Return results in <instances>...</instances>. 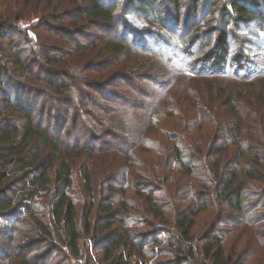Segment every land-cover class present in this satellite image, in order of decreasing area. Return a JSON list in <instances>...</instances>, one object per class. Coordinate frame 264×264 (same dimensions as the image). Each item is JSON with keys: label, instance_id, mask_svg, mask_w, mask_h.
Here are the masks:
<instances>
[{"label": "rangeland", "instance_id": "rangeland-1", "mask_svg": "<svg viewBox=\"0 0 264 264\" xmlns=\"http://www.w3.org/2000/svg\"><path fill=\"white\" fill-rule=\"evenodd\" d=\"M234 1L152 0L144 7L141 0H101L116 8L114 21L105 22L90 17L87 0H0V23L6 27L0 37L2 55L9 62L19 57L25 64L14 77H5L6 89L35 88L36 93L23 99L34 124L67 148L73 169L67 194L78 212L81 251L76 258L59 237L52 213L60 158L51 166L64 154L35 138L11 169L35 163L15 173L6 184L10 190L0 196L11 203L9 210H0V264H108L118 255L120 264H178L176 247L186 244L178 219L198 205L204 209L194 218L191 235L201 253L192 264H203L202 237L214 232L234 261L264 264V183L245 175L260 170L250 157L264 155L254 149L252 137L264 131V92L252 80L234 87L244 101L245 116L256 121L246 119L240 127L244 133L229 136V143L238 144L229 145L221 175L215 176V147L222 143L217 130L223 125L216 130L202 121L192 95L200 94L202 103L210 91L220 90L223 80L202 76L188 81L179 73L186 65L208 62L222 29L228 30L230 42L226 73L241 66L244 72L264 73V0L248 4L250 14L240 13ZM109 40L127 42L134 54L106 53ZM101 63L109 68L103 71ZM51 82L72 87L60 95ZM50 105L60 109L48 111ZM211 106L219 107L218 101ZM24 123L20 112L0 113V126L8 131ZM13 140L17 143L20 135ZM176 145L184 166L175 160ZM88 164L90 188L81 175ZM187 166L193 167L191 175ZM45 170L51 178L46 186L37 182ZM230 171H238L245 182L241 208L219 195L221 178ZM138 190L153 195L161 216L149 210Z\"/></svg>", "mask_w": 264, "mask_h": 264}, {"label": "trees", "instance_id": "trees-1", "mask_svg": "<svg viewBox=\"0 0 264 264\" xmlns=\"http://www.w3.org/2000/svg\"><path fill=\"white\" fill-rule=\"evenodd\" d=\"M89 4L91 5V10L89 11L90 17L94 19H100L105 22H111L114 21V13L116 8L112 5H106L101 2V0H87ZM144 1L147 5H144V7H148V4L152 3V0H141ZM234 5L236 6V9L240 11V13L250 14L252 13L251 8L248 6V4L252 6L260 5V0H235ZM264 17V15H262ZM6 27L4 24L0 23V37L4 34ZM3 39V37H2ZM106 43V53L113 51V53L118 54L122 52H126L129 54V56H132L134 54V49L130 44L127 42H123L122 40H109L105 41ZM230 53V42H229V32L227 29H222L218 32L217 41L215 45L209 50L208 52V62H205L203 66L199 67L198 65L194 67L192 66H185V70H181L179 73L184 75L182 79L188 80L191 79V81H195L198 78L202 79L205 78V80L208 81H220L221 82V88L218 90L217 93H213V91H210L209 95L204 98L202 103H199L198 101L202 100L200 99V94L195 93L192 95L195 100L189 97V100L194 101V106H198L200 109L199 117L202 121L206 123H210L211 125L216 128V130L223 125L220 130H217L218 136L221 138L222 143L215 147V154L216 157L215 161L213 162V171L215 176L221 175V172L219 171L220 163L222 157L227 152V149L230 144H235L238 142H235L234 140L232 142H228L229 136L233 135L238 136L244 131L243 128H240L242 124L245 123L246 119L249 120V124H252L253 121H256L252 118H247L245 116L244 109V101H242V96H239L236 94L235 86L243 80H252V85L258 86L262 92H264V73L259 72L258 74L252 73V72H244V67H237L236 69H232L231 72H228L231 74V76H228L229 74L226 73V69L223 67V63L227 60V57ZM237 61V60H236ZM107 63V62H106ZM200 64V63H198ZM24 63L21 60V58L16 57V59L13 62H9V60H5L4 56L2 55V50L0 48V89H2V98H0V101L3 104V109L0 113H8V112H20L25 117V123L21 128H16L14 130L8 131L4 128V126H0V146L3 145L6 142H11L9 144L7 150H0V196H3L7 193V191L10 190L6 184L8 181L13 177L15 173H22L26 169H28L29 165H33L35 163V160L32 163L29 164H22L16 168V170L11 169L15 164L19 162V160L23 159L26 156V152L33 142L35 138H40L44 141L45 145L47 147H50L53 152H59L63 156H58L54 159L52 162L51 168H53L54 162H56L59 158L60 161L56 168V190H57V200L54 202L52 213L55 220V223L57 227L59 228V237L68 245L69 249L71 250L72 254L77 258L79 257L81 251H80V245L78 243V240L80 238L79 230H78V212L73 204V202L70 199V196L67 194V190L70 189L73 185V169L71 163L67 160L66 154H67V148L64 151L63 146L59 144L53 136H51L46 130L42 129L41 127H38L34 124L33 121V115L26 107V104L24 103L23 99L25 95H31L32 93H36L35 88H25V85H19V87L16 90H9L6 89V86L8 85L7 82H5V77H10L12 75L13 77L16 74H13V72L16 73L17 69H25ZM107 64L103 66L101 63V67L103 71L106 69ZM104 67V68H103ZM109 68V67H108ZM27 70V69H26ZM10 74V75H8ZM222 74V75H221ZM228 74V75H227ZM187 75V76H186ZM188 76L192 77L189 78ZM186 81V82H188ZM190 81V82H191ZM25 83V82H24ZM262 83V84H261ZM234 84V85H233ZM51 85L53 89L59 93L60 95L67 93L72 87L71 85H64V84H56L54 82H51ZM1 91V90H0ZM241 90V92H243ZM246 94V93H244ZM13 95L15 99L13 100ZM206 95V94H205ZM109 97V96H106ZM206 98L209 99L208 102L206 101ZM218 101L219 107H212V102ZM34 102V101H33ZM163 102V101H161ZM160 105V104H159ZM156 109L153 111L156 115H158V110ZM211 107V108H210ZM226 107V108H225ZM60 109L59 106L56 105H50V109L48 111H54V109ZM211 109L210 113L207 115L203 114V110ZM217 109L216 111L214 110ZM225 108V110H224ZM239 108L240 110H238ZM207 117V118H206ZM208 119H211L209 122ZM236 124H235V123ZM235 124V126H234ZM229 132V133H227ZM15 135H20V140L16 143L13 140V137ZM184 135H187L185 133ZM219 137L216 142L220 141ZM254 138V141L257 143L258 150H262L264 154V131H262L259 134H256L255 136H252ZM229 143V144H228ZM260 143V144H259ZM240 144V143H239ZM254 146V145H253ZM261 147V148H260ZM175 152V160L179 161L182 166L183 161V154L181 151V147L174 146ZM199 153L202 152L201 148H196ZM63 153V154H62ZM244 155V154H242ZM251 161L258 167H260V170H253V171H247L245 173L246 176L256 179L258 181H261L264 183V155L263 158L260 156H251ZM193 167L187 166L185 168V172L188 175L192 174ZM257 171V172H255ZM81 175L85 181V184L88 186V188L91 187L93 178L91 174V169L89 164L83 165L81 167ZM222 180V187L220 188L219 195L220 197L225 200L228 204H230L234 208H241L242 202L244 198H242V191L243 186V178L239 176L238 171H230L229 176H225L221 178ZM242 179V180H241ZM51 181V178L49 177L48 170H45L42 172L38 178L37 182H40L42 185H49ZM239 185V186H238ZM110 190L115 191V187H110ZM139 191V190H138ZM140 195L145 198V202L149 207V210L155 215V216H161L163 214L162 209L158 206V204L154 201L153 195L150 193L143 194L141 191H139ZM11 207L10 202H3L0 199V210L5 211L9 210ZM112 205L107 207L106 211H111ZM203 206H197L194 209H191L188 213L182 214V216L178 219V228L183 232V238L186 242L185 248L182 247H176L177 252L176 254L178 257V264H192L196 261H198L199 254L201 253L199 250V246L194 242V238L191 235L192 227L194 226V218L201 213L203 210ZM112 226V223L105 224L102 227V233H105L110 227ZM203 243L205 244L203 249V264L210 263V264H247V262L238 260L234 261L232 257H229L226 255L225 248L223 246V242L221 239V236L214 233H207L202 237ZM172 244H175L174 242ZM123 262L121 255L115 256L113 260L108 264H120ZM23 264H32L29 262V260H23Z\"/></svg>", "mask_w": 264, "mask_h": 264}]
</instances>
